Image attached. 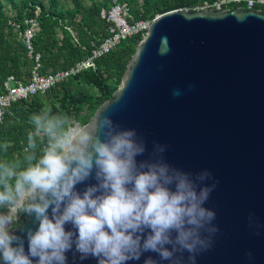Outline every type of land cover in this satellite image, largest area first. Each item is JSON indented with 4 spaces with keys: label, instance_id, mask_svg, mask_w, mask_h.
I'll list each match as a JSON object with an SVG mask.
<instances>
[{
    "label": "water",
    "instance_id": "1",
    "mask_svg": "<svg viewBox=\"0 0 264 264\" xmlns=\"http://www.w3.org/2000/svg\"><path fill=\"white\" fill-rule=\"evenodd\" d=\"M104 106L114 124L143 138L138 161L155 158L154 144H163L171 166L193 178L208 170L217 182L205 206L215 210L219 231L195 264H264V13L232 7L156 14L91 119ZM16 226L27 250L26 228L37 225L22 215ZM67 256V264H97ZM148 256L169 264L152 252L128 264ZM181 264H189L187 252Z\"/></svg>",
    "mask_w": 264,
    "mask_h": 264
},
{
    "label": "clouds",
    "instance_id": "2",
    "mask_svg": "<svg viewBox=\"0 0 264 264\" xmlns=\"http://www.w3.org/2000/svg\"><path fill=\"white\" fill-rule=\"evenodd\" d=\"M106 109L82 123L44 106L30 116L22 156L9 157V144H0L2 264H67L69 252L97 264H128L145 252L181 264L187 252L195 264L211 248L219 231L205 206L217 183L211 172L193 178L171 166L159 143L155 158L138 161L143 138L114 124ZM22 215L37 225L26 228L27 250L16 232ZM143 264L158 261L148 256Z\"/></svg>",
    "mask_w": 264,
    "mask_h": 264
},
{
    "label": "trees",
    "instance_id": "3",
    "mask_svg": "<svg viewBox=\"0 0 264 264\" xmlns=\"http://www.w3.org/2000/svg\"><path fill=\"white\" fill-rule=\"evenodd\" d=\"M0 0V93L8 75L24 82L38 54L40 74L63 70L88 57L91 50L108 36L109 21L101 16L112 0ZM126 7L128 24L136 20L150 21L156 14L172 9L191 10L201 0H115ZM241 8H244L242 5ZM264 13V6H253ZM34 17L37 30L31 38L28 55L21 38L23 19ZM14 20V30L8 23ZM140 32L120 39L106 53L92 59L87 67L67 76L42 93L9 103L0 118V144H9V157L22 156L27 135L32 130L30 116L42 107L61 110L71 118L87 123L99 104L118 86L121 75L141 39Z\"/></svg>",
    "mask_w": 264,
    "mask_h": 264
},
{
    "label": "built area",
    "instance_id": "4",
    "mask_svg": "<svg viewBox=\"0 0 264 264\" xmlns=\"http://www.w3.org/2000/svg\"><path fill=\"white\" fill-rule=\"evenodd\" d=\"M241 5L245 9H254L253 6L255 5L264 6V0H201L197 5L192 7L191 10H228L232 7H240ZM100 14L101 16H104L107 21H109V34L91 50V54L88 57L75 62L66 69L58 70L52 73L40 74L37 71L38 54L35 53L33 55L34 65L31 67L26 81H16L11 75H8L5 78L3 81L4 90L0 93V118L2 117L3 109L9 103L25 99L26 97L36 93H42L49 87L58 83L67 76L78 72L79 70L87 67L92 68L93 58L109 51L120 39L125 36H129L136 32H140L143 36L150 22L148 20H136L133 23L128 24L125 20V5L118 4L115 0H112L110 8L106 12L101 10ZM8 23L14 30L18 27V23L14 20H9ZM23 23L25 24V27L21 32V38L27 54L30 55L32 50L31 38L37 30V23L34 17H25L23 19Z\"/></svg>",
    "mask_w": 264,
    "mask_h": 264
},
{
    "label": "rangeland",
    "instance_id": "5",
    "mask_svg": "<svg viewBox=\"0 0 264 264\" xmlns=\"http://www.w3.org/2000/svg\"><path fill=\"white\" fill-rule=\"evenodd\" d=\"M65 2H66V5L69 4L68 0H65ZM83 2H87V1L86 0H83Z\"/></svg>",
    "mask_w": 264,
    "mask_h": 264
}]
</instances>
